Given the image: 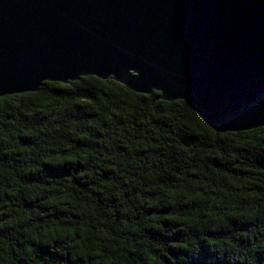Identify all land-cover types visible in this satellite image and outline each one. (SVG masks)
<instances>
[{
	"label": "trees",
	"instance_id": "1",
	"mask_svg": "<svg viewBox=\"0 0 264 264\" xmlns=\"http://www.w3.org/2000/svg\"><path fill=\"white\" fill-rule=\"evenodd\" d=\"M95 77L0 98V264H264V127Z\"/></svg>",
	"mask_w": 264,
	"mask_h": 264
},
{
	"label": "water",
	"instance_id": "2",
	"mask_svg": "<svg viewBox=\"0 0 264 264\" xmlns=\"http://www.w3.org/2000/svg\"><path fill=\"white\" fill-rule=\"evenodd\" d=\"M83 77L262 128L264 0H0V98Z\"/></svg>",
	"mask_w": 264,
	"mask_h": 264
}]
</instances>
